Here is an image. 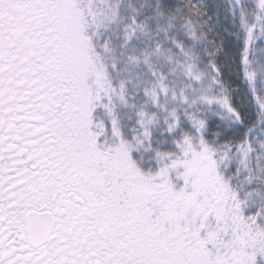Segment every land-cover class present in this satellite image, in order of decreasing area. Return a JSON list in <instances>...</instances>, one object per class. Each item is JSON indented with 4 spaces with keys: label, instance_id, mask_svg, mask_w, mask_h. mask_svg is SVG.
Listing matches in <instances>:
<instances>
[{
    "label": "snow or ice",
    "instance_id": "1",
    "mask_svg": "<svg viewBox=\"0 0 264 264\" xmlns=\"http://www.w3.org/2000/svg\"><path fill=\"white\" fill-rule=\"evenodd\" d=\"M0 264H264V0H0Z\"/></svg>",
    "mask_w": 264,
    "mask_h": 264
}]
</instances>
